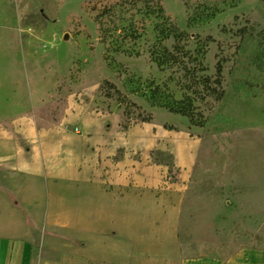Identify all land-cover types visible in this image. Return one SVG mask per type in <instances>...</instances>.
I'll return each mask as SVG.
<instances>
[{
    "label": "rangeland",
    "instance_id": "1",
    "mask_svg": "<svg viewBox=\"0 0 264 264\" xmlns=\"http://www.w3.org/2000/svg\"><path fill=\"white\" fill-rule=\"evenodd\" d=\"M100 1L0 0V122L29 115L72 135L83 123L107 126L95 135L106 168L177 183L185 254L264 246V0H160L161 17L144 11L154 0L114 5L103 40L90 9ZM169 26L183 34L159 32ZM158 44L176 54L163 67L151 53ZM156 85L190 96L201 124L154 105ZM37 255V264H82Z\"/></svg>",
    "mask_w": 264,
    "mask_h": 264
},
{
    "label": "crops",
    "instance_id": "2",
    "mask_svg": "<svg viewBox=\"0 0 264 264\" xmlns=\"http://www.w3.org/2000/svg\"><path fill=\"white\" fill-rule=\"evenodd\" d=\"M10 119L0 122V264H37L41 252L82 264H264L260 245L224 257L185 254L177 183L106 168L111 157L95 135L107 126L83 123L74 136L29 115Z\"/></svg>",
    "mask_w": 264,
    "mask_h": 264
},
{
    "label": "trees",
    "instance_id": "3",
    "mask_svg": "<svg viewBox=\"0 0 264 264\" xmlns=\"http://www.w3.org/2000/svg\"><path fill=\"white\" fill-rule=\"evenodd\" d=\"M138 1L145 2L148 0H106L103 2L100 1V3H102L101 4L102 6H97L95 3L92 4L90 9L94 13L93 19L95 22L98 23L99 30L102 32L100 39L102 40L105 39V34H107L106 32L110 30V28L104 24L102 18L114 12V9L112 6L114 5L123 6L127 3L134 4ZM148 2H150V0ZM153 2H154L153 6H150L151 7L150 9L148 10L145 9L144 11L155 14L157 17H161L163 15L162 14L163 8H162L160 0H154ZM175 30H178L176 29L175 26H171V27L169 26L168 28L166 27L161 28L159 32L163 33V31H167L165 32L166 36H168L169 34H172V36L174 37H178V35L181 36L183 34V31H180L178 34H175L173 32ZM128 35L130 37L136 38L137 36H139V33L135 31L133 32L131 31L128 33ZM151 53L153 54V59L156 61V64L160 67H163L166 62L174 61L176 59V54H174L173 52H170L166 47L160 46L159 44L155 49L152 50ZM220 72H221L220 64H217L216 66L217 76L214 80L216 84H220ZM210 91L215 92L216 89L213 87V88H210ZM160 97H164V98H162L161 100ZM150 98L152 99V103L154 105L164 107L168 111L173 112V113H179L181 115L188 116L192 123H196L198 125L201 124V122H194L192 120L191 111L193 109V102H192L193 100L190 96L183 95L182 98L176 99L174 96L170 95L169 92H166L165 89H162L158 85H156L151 90ZM149 118H150L149 116L143 117L141 118V121H148Z\"/></svg>",
    "mask_w": 264,
    "mask_h": 264
}]
</instances>
